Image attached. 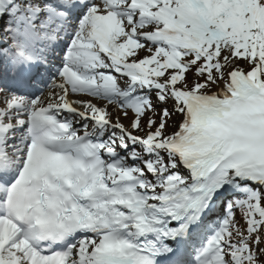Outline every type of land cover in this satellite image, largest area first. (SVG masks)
I'll return each mask as SVG.
<instances>
[{"label": "snow or ice", "instance_id": "1", "mask_svg": "<svg viewBox=\"0 0 264 264\" xmlns=\"http://www.w3.org/2000/svg\"><path fill=\"white\" fill-rule=\"evenodd\" d=\"M0 264H264V0H0Z\"/></svg>", "mask_w": 264, "mask_h": 264}]
</instances>
